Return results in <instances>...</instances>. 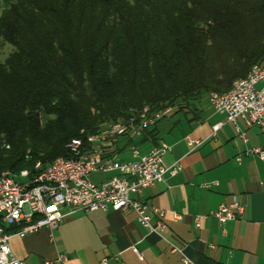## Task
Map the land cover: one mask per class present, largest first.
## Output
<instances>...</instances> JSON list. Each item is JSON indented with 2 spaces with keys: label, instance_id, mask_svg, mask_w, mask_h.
<instances>
[{
  "label": "trees",
  "instance_id": "obj_1",
  "mask_svg": "<svg viewBox=\"0 0 264 264\" xmlns=\"http://www.w3.org/2000/svg\"><path fill=\"white\" fill-rule=\"evenodd\" d=\"M0 36V173H34L132 110L230 92L264 62V0H0Z\"/></svg>",
  "mask_w": 264,
  "mask_h": 264
},
{
  "label": "crops",
  "instance_id": "obj_2",
  "mask_svg": "<svg viewBox=\"0 0 264 264\" xmlns=\"http://www.w3.org/2000/svg\"><path fill=\"white\" fill-rule=\"evenodd\" d=\"M218 124L224 126L214 135ZM238 128L241 133L204 97L185 113H170L147 135L121 137L103 148L107 158L133 162L135 149L145 156L160 143L170 146L164 165L180 164L182 172L133 197L165 211L164 237L144 229L135 212L69 215L64 209L68 216L58 231L43 229L25 239L14 238V256L25 264H100L105 258L109 264H182L167 239L195 264H264V161L248 154L264 148V128H249L243 121ZM93 175L101 176L92 179L98 185L115 176ZM234 197L245 205L242 219L221 224L211 217ZM197 218L202 219L200 228ZM61 256L67 260L61 262Z\"/></svg>",
  "mask_w": 264,
  "mask_h": 264
},
{
  "label": "built area",
  "instance_id": "obj_3",
  "mask_svg": "<svg viewBox=\"0 0 264 264\" xmlns=\"http://www.w3.org/2000/svg\"><path fill=\"white\" fill-rule=\"evenodd\" d=\"M208 99L218 114L225 115L228 123L237 126L239 133L240 121L249 128H264V62L255 65L244 79L235 82L230 92L211 93ZM171 112V109L157 111L151 106L132 110L129 118L109 125L99 134L88 136L86 140H73L69 145L70 159L59 158L44 170L42 164L37 163L34 173L28 170L0 173V264H25L14 256L12 240L25 239L43 229L58 231L68 216L63 213L64 209L70 210L69 215L77 211L135 212L144 229L164 237L168 229L164 222L165 211L150 208L133 197L164 182L168 175L176 177L182 172L180 164L172 167L164 165V158L171 151L170 146L160 143L145 156L135 149L133 162L107 158L103 148L121 137H143ZM223 126H215L214 135ZM241 135L244 137V134ZM248 154L264 161V148H254ZM96 173H114L115 176L98 185L92 180ZM244 214L245 205L234 197L232 204L221 206L211 217L224 224L240 220ZM155 217L157 221L153 223ZM195 225L200 228L202 219L197 218ZM166 241L171 245L172 252L181 256L182 264H195L183 248ZM133 250L143 260L138 248ZM66 260L65 256L60 257L61 262ZM100 264H109V260L105 258Z\"/></svg>",
  "mask_w": 264,
  "mask_h": 264
},
{
  "label": "rangeland",
  "instance_id": "obj_4",
  "mask_svg": "<svg viewBox=\"0 0 264 264\" xmlns=\"http://www.w3.org/2000/svg\"><path fill=\"white\" fill-rule=\"evenodd\" d=\"M5 0H1V3L4 2ZM16 53V49L7 43L3 37L0 36V64H5L10 57ZM1 144V140H0ZM98 177H101L100 175H93L92 179L96 181Z\"/></svg>",
  "mask_w": 264,
  "mask_h": 264
}]
</instances>
